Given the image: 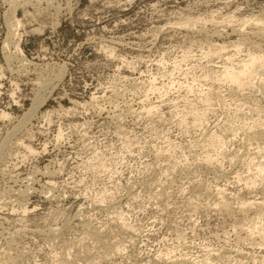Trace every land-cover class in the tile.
Segmentation results:
<instances>
[{"label": "rangeland", "instance_id": "obj_1", "mask_svg": "<svg viewBox=\"0 0 264 264\" xmlns=\"http://www.w3.org/2000/svg\"><path fill=\"white\" fill-rule=\"evenodd\" d=\"M257 54L264 0H0V264H264Z\"/></svg>", "mask_w": 264, "mask_h": 264}, {"label": "bare ground", "instance_id": "obj_2", "mask_svg": "<svg viewBox=\"0 0 264 264\" xmlns=\"http://www.w3.org/2000/svg\"><path fill=\"white\" fill-rule=\"evenodd\" d=\"M223 70L222 73L224 74V79L228 81L230 80L232 83L236 84V86L242 87L245 85L249 87L253 85V80H255L258 72H264V57L258 54L248 55L247 60H243L241 65H231Z\"/></svg>", "mask_w": 264, "mask_h": 264}]
</instances>
